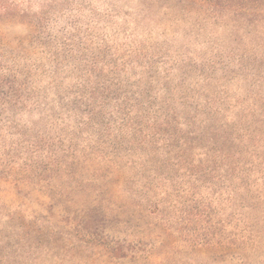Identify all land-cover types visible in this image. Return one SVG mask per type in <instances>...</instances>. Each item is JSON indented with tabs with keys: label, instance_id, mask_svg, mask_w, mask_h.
<instances>
[{
	"label": "trees",
	"instance_id": "trees-1",
	"mask_svg": "<svg viewBox=\"0 0 264 264\" xmlns=\"http://www.w3.org/2000/svg\"><path fill=\"white\" fill-rule=\"evenodd\" d=\"M38 1L0 0V264L18 257L1 221L5 188L35 194L38 178L62 168L87 178L86 229L93 224L89 235L115 262L149 263L183 242L217 263L249 264L255 241L238 236L237 209L227 219L221 211L261 200L252 177L264 175V122L257 109L232 117L235 97L217 77L232 80L230 64L98 42L71 0ZM15 28L26 34L12 36ZM147 218L154 228L130 237Z\"/></svg>",
	"mask_w": 264,
	"mask_h": 264
},
{
	"label": "rangeland",
	"instance_id": "rangeland-1",
	"mask_svg": "<svg viewBox=\"0 0 264 264\" xmlns=\"http://www.w3.org/2000/svg\"><path fill=\"white\" fill-rule=\"evenodd\" d=\"M45 1L39 0L37 8ZM71 1L74 5L72 15L79 20L82 31L85 35L97 37L98 42L106 37L111 43L124 48L135 45L146 47L151 54L161 51L172 62L193 59L199 64L212 61H225L227 66L230 64L234 75L230 77L232 80L224 79L222 73L225 72L222 70L217 77L235 97L232 117L247 115L250 109H257L264 122V104L260 100L261 96L264 97V0L256 4H238L233 0ZM83 5L85 8L81 10ZM11 33L12 36L26 34L24 28H15ZM238 99L240 101L236 103ZM254 122H257V117L248 121L249 124ZM79 172L81 175L76 177L64 168L47 172L42 180L37 179L33 186L37 191L31 195H16L11 188H5L1 221L10 232L18 253L17 258L9 257L11 262L120 264L112 260L89 235L95 231L93 224V227L87 224L86 229L83 218L92 211L89 203L93 194L88 191L92 190L90 186L85 190L84 181L87 178ZM263 176L256 174L252 177V192H257L254 194L261 198L259 202L247 201L244 207H222L221 211L223 218L227 219L237 209L234 223L238 236H249L255 241L254 248L249 249V264H264ZM124 195L120 193L119 196L125 199ZM198 195L207 199L213 197L209 191ZM14 216L16 219H13ZM106 222H109V228L124 237L121 232L127 231V228L123 224L114 219ZM141 226L142 231L130 230L128 235H147L154 228L148 218ZM246 226H249L248 230H241L243 233L237 230ZM229 229L234 230L233 227ZM158 255L149 263L137 264H232L225 260L217 263L211 251H198L183 242L165 245Z\"/></svg>",
	"mask_w": 264,
	"mask_h": 264
}]
</instances>
